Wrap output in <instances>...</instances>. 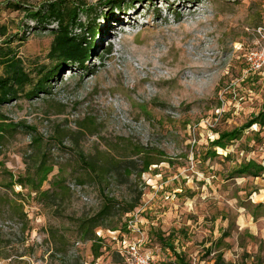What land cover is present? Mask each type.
<instances>
[{
    "label": "rangeland",
    "instance_id": "rangeland-1",
    "mask_svg": "<svg viewBox=\"0 0 264 264\" xmlns=\"http://www.w3.org/2000/svg\"><path fill=\"white\" fill-rule=\"evenodd\" d=\"M45 1L0 0V25L8 32L0 43L11 40L29 68L50 64L53 34L33 29L35 22L11 3ZM84 1L90 10L80 13L83 32L96 29L97 47L87 68L65 71L51 82V94L1 105L0 116L34 125L49 139L64 126L68 149H54L58 164L50 179L60 172L68 181L83 177L79 154H96L117 138L163 150L172 162L152 165L140 180L118 171L109 180L110 192L122 202L143 193L133 217L155 262L175 261L156 230L176 232L177 252L188 264H216L219 252L225 264H264V217L255 220L249 208L264 203V177H230L241 162L264 164V127L252 125L240 140L207 157L218 130L243 126L264 110V70L248 69L246 59L255 42L264 47L256 32L264 28V0H117L121 9L112 8V0ZM85 116L101 128L79 137ZM31 136L20 129L5 138L0 178L3 164L16 176L25 173ZM84 184L90 203L73 192L52 207L27 198L24 219L0 207V264H95L92 242L81 240L76 220L93 214L103 198L96 182ZM49 186L47 181L43 189ZM20 190L27 194L16 185ZM128 218L117 211L110 225L122 229ZM223 233V246L208 254ZM107 244L97 264H124L117 242L108 237Z\"/></svg>",
    "mask_w": 264,
    "mask_h": 264
},
{
    "label": "trees",
    "instance_id": "trees-1",
    "mask_svg": "<svg viewBox=\"0 0 264 264\" xmlns=\"http://www.w3.org/2000/svg\"><path fill=\"white\" fill-rule=\"evenodd\" d=\"M109 3L114 9L122 8L121 1L112 0ZM11 5L17 10L22 9L26 12L27 16L35 22L33 29L41 28L53 34L48 54L51 62L50 64H34L29 68L17 50L12 47L11 40L1 42L0 106L17 101L22 97L29 100L39 97L40 94H51L52 81L73 67L86 69L90 58L97 49L94 44L96 29L91 27L89 32H83L86 26L80 18V13H88L90 10L84 0H47L37 6H24L19 2L11 3ZM86 33H90V36H86ZM7 34V26L1 24L0 36L6 37ZM107 51L109 53L110 49ZM254 124L260 129L264 127V110L253 114L243 126L231 130H218V136L211 142V150L207 152V157H216L218 155L217 147L227 149L230 144L240 140L245 131ZM63 128V125H58L55 135L49 139L39 133L34 125L15 122L6 115L0 116V156L4 147L3 142L8 135H13L20 129L32 134L30 148L26 152L25 173L16 176L4 164L1 165V171L5 173V176L0 178V207H7L14 216L24 219L27 217L24 207V201L27 198L35 199L44 206L52 207L59 201H65L72 194L69 181L62 172L50 179L56 163L58 164L54 149H57L58 153L68 149V146L64 145L67 135ZM77 128L79 132L76 135L79 133L78 135L81 137L98 132L101 124L95 117L85 116L80 120ZM164 161L172 162V159L167 157L163 150L147 147L124 138H117L114 143L108 144L105 150H97L96 154H85L84 152L79 154V164L84 176L74 180L80 184L86 183L87 179L96 182L103 198L99 208L93 214L76 220L81 240L92 242L95 254L94 262L100 258L103 248L108 247V230L117 231L119 237L124 234L130 237L132 233L128 228L129 221L133 218L135 209L139 206L143 195L142 192H139L135 199H126L122 202L109 190L111 175L118 171L119 175L125 179L135 177L140 180L144 173L151 171L152 165H158ZM133 165L140 169L134 170ZM121 169L123 172H120ZM235 176L264 177V164L255 160L241 162L231 171L230 177ZM47 181H50V186L43 189V185ZM16 185L26 189L27 194H24L23 190L16 192ZM2 189H5V192ZM249 208L252 209L251 215L255 220L264 217L263 202L250 204ZM117 211L120 217L129 216L122 229L113 224L110 225V221L116 217ZM99 229L103 231L101 235L97 233ZM153 234L162 248L170 250L175 256V261L171 264H188L182 254L177 252L176 241L179 238L176 232L165 236L162 231L155 230ZM227 236L228 234L223 233L221 237L214 240L207 253L211 254L214 248L218 249L223 246L224 238ZM77 244L80 245L81 242H77ZM216 264H225L222 252L217 253Z\"/></svg>",
    "mask_w": 264,
    "mask_h": 264
},
{
    "label": "built area",
    "instance_id": "built-area-1",
    "mask_svg": "<svg viewBox=\"0 0 264 264\" xmlns=\"http://www.w3.org/2000/svg\"><path fill=\"white\" fill-rule=\"evenodd\" d=\"M258 35L264 37V28L258 27L256 29ZM252 48H249L246 59L248 63V69L256 72L264 68V47H261L257 42ZM140 72L143 71V68L139 63L135 64ZM166 73V71H163ZM144 75V74H143ZM142 77V76H141ZM143 78H147L145 74ZM73 194L78 196L81 200H84L87 203L92 202V198L88 195L85 188V184H80L76 180H69L68 182ZM137 216L136 213L133 214ZM137 218H132L129 221V230L133 234H137L139 237H129L124 234L122 237H119L117 231L108 230V235L112 240L116 241L119 244L118 253L122 256L124 264H160L155 262L154 256L151 251H148L144 248V240L141 238V228L138 226ZM102 229L97 231L98 235L102 234ZM100 260V258L98 259ZM97 260V261H98ZM97 261L95 264H97ZM171 264V263H167Z\"/></svg>",
    "mask_w": 264,
    "mask_h": 264
},
{
    "label": "crops",
    "instance_id": "crops-1",
    "mask_svg": "<svg viewBox=\"0 0 264 264\" xmlns=\"http://www.w3.org/2000/svg\"><path fill=\"white\" fill-rule=\"evenodd\" d=\"M99 261V260H98ZM98 261H97V263H98Z\"/></svg>",
    "mask_w": 264,
    "mask_h": 264
}]
</instances>
